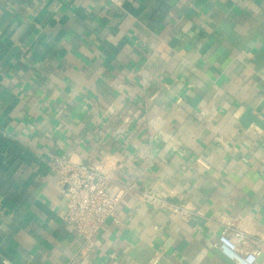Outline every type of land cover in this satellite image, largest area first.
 <instances>
[{"label":"crops","instance_id":"0c3cea01","mask_svg":"<svg viewBox=\"0 0 264 264\" xmlns=\"http://www.w3.org/2000/svg\"><path fill=\"white\" fill-rule=\"evenodd\" d=\"M0 131V264H264V0H0ZM55 158L119 197L91 242Z\"/></svg>","mask_w":264,"mask_h":264},{"label":"built area","instance_id":"2783aa9c","mask_svg":"<svg viewBox=\"0 0 264 264\" xmlns=\"http://www.w3.org/2000/svg\"><path fill=\"white\" fill-rule=\"evenodd\" d=\"M112 1L117 3L120 0ZM53 163L61 172L62 195L65 200V209L60 216L80 237L91 242L107 220L118 222L116 206L119 197L108 192L109 179L106 175L69 160L55 158ZM141 199L152 208L167 210L181 217L186 216L185 209L154 191L143 190ZM246 240L244 231L228 222L221 227L216 247L224 257L235 264H256L259 251H243L242 245Z\"/></svg>","mask_w":264,"mask_h":264}]
</instances>
